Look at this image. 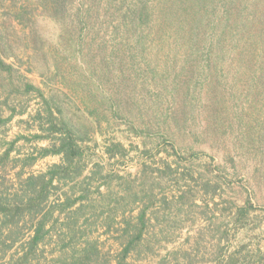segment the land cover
<instances>
[{"label":"trees","instance_id":"16d2710c","mask_svg":"<svg viewBox=\"0 0 264 264\" xmlns=\"http://www.w3.org/2000/svg\"><path fill=\"white\" fill-rule=\"evenodd\" d=\"M0 14V102L10 120L28 114L30 98H39L34 138L49 141L40 157L62 160L46 175L25 179L17 206L39 208L54 181L81 177L89 160L81 145L89 136H100L110 156L125 151L121 139L109 141L106 126L126 134L127 153L143 160V174L157 163L155 180L170 182L180 196H198L208 208L229 204L225 210H235L232 222L240 231L253 222L264 228L256 214L264 210V0H0ZM33 63L44 83H127V105L102 88L77 116L54 91L32 84L22 66ZM15 103L26 106L17 113ZM202 145H221L230 162L253 155L257 167L241 203L234 195L225 199L233 176ZM79 193L77 201L88 198L86 188ZM145 217L135 229L145 226ZM48 222L45 216L37 223L32 247ZM255 257L263 260L260 251Z\"/></svg>","mask_w":264,"mask_h":264},{"label":"rangeland","instance_id":"374dc122","mask_svg":"<svg viewBox=\"0 0 264 264\" xmlns=\"http://www.w3.org/2000/svg\"><path fill=\"white\" fill-rule=\"evenodd\" d=\"M50 28L47 25L45 29ZM22 67V71L30 69L26 75L33 85L54 91L58 103L70 107L77 116L92 106L89 102H94L102 88L108 92L105 96L127 105V83L85 81V88L59 78L44 83L47 79L42 77L39 64ZM28 103V114L9 120V112L0 102L4 109H0V203L8 214L0 210V264H229L231 257L237 264H264V228H253V217L252 228L240 231L232 222L235 210H225L229 204L220 201L217 207L210 204L208 208L198 196H180L170 182L164 185L155 180L157 163H148L152 166L143 174V160L131 150L127 153L126 134L121 136L106 126L103 129L109 141L121 139L125 151L110 156L100 136H89L81 145L89 153L88 167L81 177L66 178L60 184L54 181L57 186L49 188L47 200L39 208L26 209V203L17 206L15 198L23 195L27 177L46 175L62 163L59 155L40 157V149L49 146V141L34 138L39 125L34 114L41 100L32 97ZM23 106L26 104L15 103L17 113ZM117 122L127 127L125 120ZM220 146L202 145L200 150L233 176L225 199L234 195L236 202H242L248 179L257 167L253 155L247 159L234 155L230 162ZM7 151L9 158H4ZM81 188L88 190V198L77 201ZM67 198L70 202L65 206ZM144 212L146 224L138 225L137 230L134 226ZM256 214L264 222V210ZM45 216L49 222L42 239L32 247L35 227ZM127 246L130 253L124 255ZM258 251L263 257L259 263L255 257Z\"/></svg>","mask_w":264,"mask_h":264}]
</instances>
